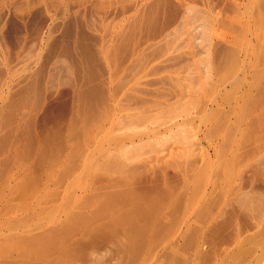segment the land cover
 I'll use <instances>...</instances> for the list:
<instances>
[{
	"label": "rangeland",
	"instance_id": "obj_1",
	"mask_svg": "<svg viewBox=\"0 0 264 264\" xmlns=\"http://www.w3.org/2000/svg\"><path fill=\"white\" fill-rule=\"evenodd\" d=\"M0 264H264V0H0Z\"/></svg>",
	"mask_w": 264,
	"mask_h": 264
},
{
	"label": "bare ground",
	"instance_id": "obj_2",
	"mask_svg": "<svg viewBox=\"0 0 264 264\" xmlns=\"http://www.w3.org/2000/svg\"><path fill=\"white\" fill-rule=\"evenodd\" d=\"M174 152V151H173ZM172 153V152H171ZM178 153V152H177ZM176 154V153H175Z\"/></svg>",
	"mask_w": 264,
	"mask_h": 264
}]
</instances>
